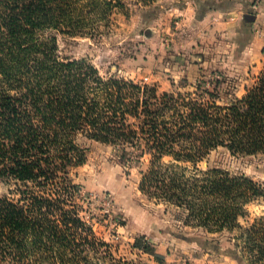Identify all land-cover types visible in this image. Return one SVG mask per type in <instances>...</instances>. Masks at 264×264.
Masks as SVG:
<instances>
[{
  "label": "trees",
  "instance_id": "1",
  "mask_svg": "<svg viewBox=\"0 0 264 264\" xmlns=\"http://www.w3.org/2000/svg\"><path fill=\"white\" fill-rule=\"evenodd\" d=\"M140 1L150 19L161 11L153 5L158 0ZM123 7L122 0H0V178L14 187L0 196V264H133L117 259L84 216L71 178L87 160L82 134L125 158L149 155L142 192L187 207L200 227L233 229L244 205L264 198V184L245 176L187 174L188 165L196 168L220 147L264 155V75L242 98L220 106V80L210 82L213 90L202 81L192 94H159L103 78L86 60L62 61L56 38L46 35L84 33ZM210 9L202 5L199 17ZM256 226L264 228V219ZM256 229L248 251L258 250L253 257L263 261ZM134 247L155 255L145 237Z\"/></svg>",
  "mask_w": 264,
  "mask_h": 264
},
{
  "label": "rangeland",
  "instance_id": "2",
  "mask_svg": "<svg viewBox=\"0 0 264 264\" xmlns=\"http://www.w3.org/2000/svg\"><path fill=\"white\" fill-rule=\"evenodd\" d=\"M192 1L200 6L199 14L202 5L217 10L237 6L247 14L249 26L255 23L264 3L158 0L153 5L161 6V11L150 19L142 1L122 0L123 8H115L109 18L92 24L84 33L50 30L46 35L56 38L62 61L86 60L103 78L148 85L159 94H192L202 81H207L203 89L213 90L210 82L220 80L217 104L229 106L264 75V28L212 29L210 34L204 28H179L181 17L172 15L170 9L183 8ZM78 143L87 157L86 163L71 174L80 189L79 203L96 235L113 247L117 259L133 264H160L156 256L163 258L164 264H264L260 257H253L258 250L252 255L247 244L254 226L264 249V228L256 226L264 219V198L245 204L233 229L200 227L187 207L142 192L143 177L151 167L149 155L137 160L125 158L119 148L84 134ZM196 168L188 165L189 177L202 179L214 171L264 184L263 154L242 155L220 147ZM12 190V184L0 178V196L10 195ZM142 237L153 246L155 255L134 247Z\"/></svg>",
  "mask_w": 264,
  "mask_h": 264
},
{
  "label": "crops",
  "instance_id": "3",
  "mask_svg": "<svg viewBox=\"0 0 264 264\" xmlns=\"http://www.w3.org/2000/svg\"><path fill=\"white\" fill-rule=\"evenodd\" d=\"M200 6L194 1L189 2L183 8L170 9L172 15L178 14L180 18L179 28H189L191 30L196 28H204L210 34L211 30L229 31L232 28H264V3L260 8V14L256 18L255 23L251 26L246 24L247 19L245 12H241L238 7L222 8L208 10L206 14L199 20Z\"/></svg>",
  "mask_w": 264,
  "mask_h": 264
}]
</instances>
